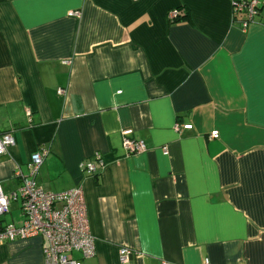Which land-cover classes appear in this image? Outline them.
I'll return each instance as SVG.
<instances>
[{"label": "crops", "instance_id": "1", "mask_svg": "<svg viewBox=\"0 0 264 264\" xmlns=\"http://www.w3.org/2000/svg\"><path fill=\"white\" fill-rule=\"evenodd\" d=\"M258 2L243 32L231 0H0L2 191L47 147L35 182L81 188L95 246L82 264H122V247L133 264H264ZM125 135L146 150L127 154ZM44 245L0 244V264H43Z\"/></svg>", "mask_w": 264, "mask_h": 264}, {"label": "built area", "instance_id": "2", "mask_svg": "<svg viewBox=\"0 0 264 264\" xmlns=\"http://www.w3.org/2000/svg\"><path fill=\"white\" fill-rule=\"evenodd\" d=\"M232 15L239 17L241 30L245 32L258 13V0H231ZM78 17L80 12H73ZM177 11H170L168 17L174 19ZM62 89L59 92L62 93ZM30 116V112L26 113ZM181 124L176 122L174 129L178 131ZM129 134L130 130H126ZM123 147L127 154H138L146 150L142 140L125 135ZM14 144L10 132L0 133V155L5 153ZM167 154L166 147L162 148ZM47 147H40L34 152L27 163V172L20 168L14 170V175L19 178L18 186L4 193L0 186V244L15 239H26L40 236L43 246V264H82V260L94 255V237L91 234L87 218L86 205L80 187H73L60 192L46 191L35 182V177L48 155ZM94 159L101 161L99 154H94ZM89 175H94L96 170L93 162L82 164ZM19 204L21 220L19 223L5 221L3 216L9 212L11 203ZM133 250L122 247L119 249L120 261L128 264ZM77 255L78 257H76ZM162 264H167L162 262ZM208 264V260H204Z\"/></svg>", "mask_w": 264, "mask_h": 264}, {"label": "trees", "instance_id": "3", "mask_svg": "<svg viewBox=\"0 0 264 264\" xmlns=\"http://www.w3.org/2000/svg\"><path fill=\"white\" fill-rule=\"evenodd\" d=\"M258 9H259V7H258ZM180 19V17L178 16V17H175L174 18V21H178ZM5 132H8V131H0V133L2 134V133H5Z\"/></svg>", "mask_w": 264, "mask_h": 264}, {"label": "water", "instance_id": "4", "mask_svg": "<svg viewBox=\"0 0 264 264\" xmlns=\"http://www.w3.org/2000/svg\"><path fill=\"white\" fill-rule=\"evenodd\" d=\"M128 264H133L132 257H130V260H129V263Z\"/></svg>", "mask_w": 264, "mask_h": 264}, {"label": "rangeland", "instance_id": "5", "mask_svg": "<svg viewBox=\"0 0 264 264\" xmlns=\"http://www.w3.org/2000/svg\"><path fill=\"white\" fill-rule=\"evenodd\" d=\"M12 204L14 205V204H16V203H15V202H13ZM17 204H18V203H17ZM17 204H16V205H17Z\"/></svg>", "mask_w": 264, "mask_h": 264}, {"label": "bare ground", "instance_id": "6", "mask_svg": "<svg viewBox=\"0 0 264 264\" xmlns=\"http://www.w3.org/2000/svg\"><path fill=\"white\" fill-rule=\"evenodd\" d=\"M259 7V6H258ZM234 19H236V18H234Z\"/></svg>", "mask_w": 264, "mask_h": 264}]
</instances>
